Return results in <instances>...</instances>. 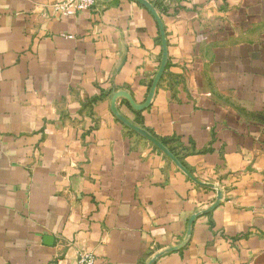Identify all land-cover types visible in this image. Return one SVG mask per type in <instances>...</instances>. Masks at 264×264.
Returning <instances> with one entry per match:
<instances>
[{"label": "crops", "instance_id": "0c3cea01", "mask_svg": "<svg viewBox=\"0 0 264 264\" xmlns=\"http://www.w3.org/2000/svg\"><path fill=\"white\" fill-rule=\"evenodd\" d=\"M60 1L0 0V264H264V0H146L164 71L115 107L182 167L111 110L147 99L153 14Z\"/></svg>", "mask_w": 264, "mask_h": 264}, {"label": "water", "instance_id": "95a60500", "mask_svg": "<svg viewBox=\"0 0 264 264\" xmlns=\"http://www.w3.org/2000/svg\"><path fill=\"white\" fill-rule=\"evenodd\" d=\"M138 1L139 3L143 4L144 6H146L149 11L153 14V16L155 17L158 25H159V30H160V37H161V43H162V59H161V62H160V65H159V68L152 80V83H151V86H150V89H149V93H148V96H147V99L144 103L142 104H136L134 102V100L132 99V97L128 94V93H125L123 91H119V92H116L114 95H113V98H112V101H111V110L113 112V114L120 120L122 121L125 125H127L128 127H130L131 129L135 130V131H138L140 133H142L149 141H151L158 149H160L162 152H164L168 157H170L179 167H182V165L180 164V162L175 158V156L158 140L156 139L155 137H153L152 135L142 131L138 126L134 125L133 123H131L129 120H127L123 115H121L118 110L116 109L115 107V100L117 97L119 96H124L129 104L131 105V107L135 110H141L145 107H147L149 104H150V101H151V98L154 94V91H155V88L158 84V81L164 71V67H165V63H166V40H165V36H164V28H163V25H162V22L159 18V16L157 15L154 7L146 0H136ZM187 172V171H185ZM221 197V194L218 193L217 195V201L220 199ZM193 217L190 219L192 220ZM175 249V247H171L170 250H173ZM158 257V255H156L152 261L149 263L151 264L154 259Z\"/></svg>", "mask_w": 264, "mask_h": 264}, {"label": "built area", "instance_id": "2783aa9c", "mask_svg": "<svg viewBox=\"0 0 264 264\" xmlns=\"http://www.w3.org/2000/svg\"><path fill=\"white\" fill-rule=\"evenodd\" d=\"M96 0H62L53 5L55 13L61 16L75 15L91 9ZM75 264H95V257L89 252H80L76 257Z\"/></svg>", "mask_w": 264, "mask_h": 264}]
</instances>
